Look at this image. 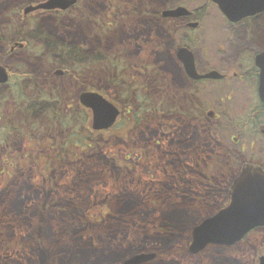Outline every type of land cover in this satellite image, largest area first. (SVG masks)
<instances>
[{"label": "flooded vegetation", "instance_id": "flooded-vegetation-1", "mask_svg": "<svg viewBox=\"0 0 264 264\" xmlns=\"http://www.w3.org/2000/svg\"><path fill=\"white\" fill-rule=\"evenodd\" d=\"M45 1L24 0L16 7L18 14L44 33L41 19L50 18L55 29L69 32L62 37L66 43L56 39L57 34L55 38L50 35L54 39L53 47L65 46L77 54L69 59L73 63L61 68L50 63L42 74H30L23 64L18 65L21 73H13L8 67L10 80L0 85L7 87L0 94V106L8 100L10 91L16 99L12 119L0 112V264L10 257V247L5 244L9 238L22 237L19 229H23L25 221L32 224L36 220L39 224L50 210L51 220H58L62 210H73L77 213L73 214L74 221L78 219L91 229L100 227L101 217L103 223L108 219L120 220L118 210L124 201L116 200L113 208L105 205L107 199L96 198L89 206L79 208L78 200L67 197L76 191L72 175L73 166L78 163L112 161L116 164L111 171L119 176L117 170L122 167L117 165V160L129 161L138 156L135 168L148 161L155 162L154 171L160 175L156 179L152 176L154 180L146 182L145 187L158 186L160 194H155L151 202L165 206L180 196L205 203L209 199L207 193H222L224 206L243 165L264 169L262 68L257 63V57L264 53V12L235 23L221 13L226 25L212 30L214 39L208 42L199 32L204 28L201 10H192L191 15L163 17L167 8L164 7L151 18L154 23L167 24L164 28L170 43L161 42L163 48L155 46L152 34L142 30L146 20L143 17V22L138 20L132 26L135 34L121 35L120 42L114 38L110 49L105 48V35L110 30L105 28L107 23L87 25L88 30H82L83 39L72 41L73 35L66 28L74 29L78 20L72 13L81 12L82 0H76L68 10L25 13L30 4ZM121 7L116 4L113 8ZM143 13L150 17L147 11ZM129 14L132 12H121L120 16L125 18ZM19 40L16 47L23 51L29 52L32 45L36 49L49 47L39 38L33 43L27 38ZM16 47L10 51L14 52ZM183 48L192 51L200 75L217 71L220 79L192 77L180 57ZM108 50L116 53L108 60L117 71L121 66L120 84L104 68ZM79 54H85L86 58H80ZM132 57L137 62H131ZM163 60L167 63L171 60L176 68L162 67L168 73L159 79L156 75L160 74L155 75L151 66ZM89 62L90 69L82 67ZM125 66L134 69L131 78ZM63 81L67 82L63 86L68 84L70 89L62 88ZM73 82L75 89L71 88ZM28 91L34 94V100L27 96ZM89 92L106 97L119 110L110 128H93V113L87 106L89 99L84 97ZM138 94L141 99L137 98ZM33 105L37 109L31 112ZM17 112L22 114L20 118ZM40 128L46 131L43 138ZM49 128L54 132L47 131ZM137 136L139 143L134 144ZM25 183L30 191L22 202ZM62 191L66 198H57ZM13 194L21 199L12 208H18L16 212L9 208ZM151 222L152 236L166 235L161 228L164 219L157 217ZM260 230L264 227L252 233Z\"/></svg>", "mask_w": 264, "mask_h": 264}, {"label": "rangeland", "instance_id": "rangeland-1", "mask_svg": "<svg viewBox=\"0 0 264 264\" xmlns=\"http://www.w3.org/2000/svg\"><path fill=\"white\" fill-rule=\"evenodd\" d=\"M23 2L24 0H0V34H5L4 32L9 28L10 34L14 33L17 28V30L25 29L26 33L30 32L26 27L31 24L25 20L20 21L21 25L16 24L21 17L16 7H19ZM116 4L122 7L114 9L113 7ZM80 5L82 13L79 10L72 13L75 16L74 18L78 20L74 29L66 28L73 35L72 41L74 39H83L85 32L83 33L82 30L87 31V25L95 26L92 25L95 22L100 24L107 23L109 27L105 28H110V30L105 35V48L110 49H113L114 38L120 42L121 35L124 37L136 33L135 28H132V24H136V19L141 17L138 10L149 13L150 17L147 15V18L151 20L149 19L142 26V30L147 35L151 33L153 44L161 48L164 47L161 42H171L168 38L167 30L164 28L167 24L153 23L151 17H155V13L165 9L164 7L172 8L184 5L192 10H201L203 13L202 27L204 28H200L199 32L200 36L205 37V41L208 42H213L214 35L212 30L217 31L216 27L226 25L217 7L208 0H82ZM117 9L119 12L116 11L110 14V11L114 12ZM133 10L137 11V13L129 14L125 18L120 16L121 12ZM115 14H119V16ZM128 19L132 21L128 22ZM81 20L84 21L83 24L80 23ZM41 24L45 33L54 38L55 34H57L56 39L61 42L63 41L62 37L69 33L61 29H55L53 22L48 17H43ZM12 27L16 28L12 30ZM10 46L12 45L0 42V64L9 67L15 73L21 71L18 65L23 64L24 70L30 74H42L50 67V62H53L47 49L35 50L36 48L31 47L32 50L37 51V53L32 55L30 52L19 50L17 47L14 52H11ZM116 46H119V44ZM108 53L114 52L113 50H108ZM58 54L65 59H69L73 54L77 53L75 51H65L58 52ZM37 55L39 57H36ZM78 56L86 58L85 54H79ZM163 56H165L164 53ZM131 62H137V60L132 57ZM161 63L163 66L160 65ZM161 63H154L151 66L155 75L160 74L156 75L159 79L166 77L168 72L164 70L165 68H176L171 60L168 63L163 60ZM62 66L57 63V68ZM133 74V72L128 73L130 77ZM107 75H110V73H107ZM94 77V81H97L96 74ZM60 83L67 82L63 81ZM62 88L68 90L70 85L67 84L65 87L62 84ZM71 88H76L74 82ZM6 90L7 87L0 88V94ZM26 90L28 89L26 88ZM8 96V100L0 106V112L12 119L15 115L13 109L16 99H14L15 94L11 93V91ZM27 96L34 100L32 92L28 91ZM21 97L23 98V95ZM154 99L158 101V98ZM35 109H37V106L33 105L31 112ZM17 114L19 118L22 116L20 112H17ZM49 130L54 132L53 128H49L47 131ZM39 133L41 138H43L46 131L44 128H40ZM136 143H139L138 136L134 144ZM42 149L45 150L44 146ZM114 160L117 159L114 158ZM137 160L138 156L135 155L129 161L123 160L121 162L117 160V165L122 167L117 170L119 171V176L111 171V168H114L113 164H116L112 161L109 164H103L99 161L87 160L73 166L72 179L75 181L76 191L68 194L67 197L72 200H78L79 208L89 206L96 198L107 199L105 205L113 208L116 200L124 201L118 210L121 213L117 215L120 220L108 219L103 223V218L101 217L100 227H92L91 229L88 228L86 223L78 219L74 221V215L77 213L73 210L60 211L58 220H51L53 212L50 210L44 218H41L39 224L36 220L32 221V224L28 221H23V229H19L21 230L19 234H23L22 237L9 238L5 243L10 247L11 252L9 254L11 255L3 264H123L126 259L133 254L142 253L141 251L157 253L154 259L142 264H259V257L264 255V230L251 233L248 239H244L243 242L232 247L210 246L198 255L190 254V226L227 204V202L224 206L222 204L224 200L223 197V199L220 197L222 193L206 192L209 199L205 203H199L193 199H188L186 196H180L172 198L166 206L154 204L151 200L153 201L155 194H160L158 186L150 189V186L146 188L145 184L160 175L157 170L154 171L157 163L148 161V164L143 163L135 168ZM126 164H129L130 167L126 166ZM34 169L38 168L34 167ZM152 176L154 179H152ZM164 178H167V176L164 175ZM24 185L25 192L22 202L25 197L29 196L28 193L30 191L28 183ZM194 191L193 189L191 192ZM188 193L189 197V189ZM57 198H66L64 191L57 195ZM19 200L21 199L19 198ZM19 200L18 195H12L9 204L11 212L18 210V208L16 210H12V208ZM17 206L20 205L17 204ZM75 210L80 211L79 209ZM124 210L127 213H124ZM157 217L169 223L172 222L174 224H172L173 227H179L176 235L172 237L152 236L153 225L151 221L157 219Z\"/></svg>", "mask_w": 264, "mask_h": 264}, {"label": "water", "instance_id": "water-1", "mask_svg": "<svg viewBox=\"0 0 264 264\" xmlns=\"http://www.w3.org/2000/svg\"><path fill=\"white\" fill-rule=\"evenodd\" d=\"M75 0H48L39 5H30L25 13L39 9H67ZM218 4L225 16L233 21L239 22L245 17L255 15L264 11V0H213ZM188 13L184 7L164 12L165 16H177ZM21 46H23L21 44ZM180 57L185 63L188 72L196 77L195 61L192 52L183 49ZM258 65L262 68L261 95L264 99V55L257 58ZM215 74V75H214ZM208 77L216 76L213 72ZM9 80L7 68L0 64V84ZM95 114V128H104L111 125L119 114L117 108L102 96L97 94H85ZM230 204L216 214L203 219L192 229V241L189 251L192 254H199L209 245L232 246L241 241L252 229L264 226V171L246 167L232 186L230 191ZM157 253H138L123 264H142L154 259ZM264 264V257L261 259Z\"/></svg>", "mask_w": 264, "mask_h": 264}, {"label": "trees", "instance_id": "trees-1", "mask_svg": "<svg viewBox=\"0 0 264 264\" xmlns=\"http://www.w3.org/2000/svg\"><path fill=\"white\" fill-rule=\"evenodd\" d=\"M20 21L21 20H19L16 24L21 25ZM15 28L12 27L11 29L14 30ZM17 29L12 34H10V32L8 30L6 32H4L5 34H3V33L0 34V42H4V43H7V44L10 45V44L18 41L21 38H27L28 42L34 41V40L39 38V39L45 41L46 45H49V47L46 48V49L49 52V57L52 58V60L57 61V62H61L62 64L65 63L66 65L70 64V63H73L72 61H69V59L72 58V56L69 59H65L62 55L58 54V52H65V51H69L70 52V50L69 49H65V46L64 47H53L54 39L51 36H49L47 33L40 32L37 29H35L34 31H30V32L26 33L25 29H23V30L22 29L17 30ZM26 29L28 30L30 28L26 27ZM7 32H9V33H7ZM62 43H66V42L62 41ZM57 45H59V44L57 43ZM73 55H76V54H73ZM110 71H111V69H110ZM164 221H165V223H163V226L161 227L166 232V235L165 234L164 235L166 237L167 236L172 237L173 235H176V233L178 232L179 227H177V226L173 227L172 226V224H173L172 222L169 223L166 220H164ZM192 226H190V228Z\"/></svg>", "mask_w": 264, "mask_h": 264}, {"label": "bare ground", "instance_id": "bare-ground-1", "mask_svg": "<svg viewBox=\"0 0 264 264\" xmlns=\"http://www.w3.org/2000/svg\"><path fill=\"white\" fill-rule=\"evenodd\" d=\"M197 224H198V223H195V222H194L192 225L194 226V225H197ZM208 247H210V246H208ZM208 247H207V248H208Z\"/></svg>", "mask_w": 264, "mask_h": 264}]
</instances>
